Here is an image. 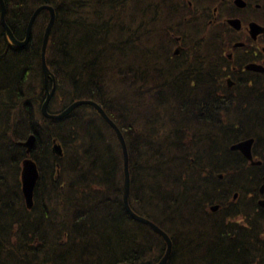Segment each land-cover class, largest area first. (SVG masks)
<instances>
[{
    "label": "trees",
    "instance_id": "1",
    "mask_svg": "<svg viewBox=\"0 0 264 264\" xmlns=\"http://www.w3.org/2000/svg\"><path fill=\"white\" fill-rule=\"evenodd\" d=\"M4 1L6 21L18 39H24L36 8H55L57 20L47 63L58 79V88L50 111L56 113L77 99H91L122 130L132 173L131 206L171 236L174 247L168 264H264L258 224L247 230L227 222L244 215L235 204L226 208L228 214L220 220L207 210L228 199L235 186L227 180L242 173L244 166L235 163L233 169L214 170V166L199 162L200 138L189 127L195 122L189 116L198 108L196 89H141L137 90V101L131 67L123 63L119 68L112 55L111 65L102 66L112 29L118 36L112 43L118 59H127L135 51L131 24L143 2ZM129 4L136 5L133 12L126 9ZM90 7L95 11L89 18ZM48 21V11H42L31 42L23 49L9 42L0 21V153H4L0 158V264H61V251L67 242L75 239L88 246L87 237L98 235H102V252L94 247L83 264H155L166 245L159 235L133 221L124 208L123 155L115 132L91 107H83L60 122L42 117L46 89L40 52ZM152 75L167 82L158 73ZM141 76L150 81L148 74ZM49 87L51 90V83ZM30 133L38 136L32 157L39 165L41 179L35 207L28 211L18 177L25 152L17 142ZM53 138L64 147L63 159L51 153ZM243 139L234 136L229 142ZM14 170L15 185L8 181ZM216 171L225 173L223 181L216 177ZM54 205H60L59 211ZM71 208L74 213L69 217L64 212ZM94 214L100 216V222L92 220Z\"/></svg>",
    "mask_w": 264,
    "mask_h": 264
},
{
    "label": "flooded vegetation",
    "instance_id": "2",
    "mask_svg": "<svg viewBox=\"0 0 264 264\" xmlns=\"http://www.w3.org/2000/svg\"><path fill=\"white\" fill-rule=\"evenodd\" d=\"M133 16L135 51L129 59L120 57L118 67L127 63L134 72L137 101L141 89H196L198 108L189 116L195 119L189 127L200 138L199 162L214 170L244 166L227 180L235 186L228 199L214 203L220 206L217 211L212 210L214 204L207 210L216 215L226 204L247 208L238 224L247 230L258 224L264 261V206L259 204L264 192L247 195L241 205L234 202L255 184L258 191L264 186V0H145ZM154 73L167 82L158 81ZM141 74H148L150 81ZM234 136L245 139L230 143ZM250 138L252 160L232 149ZM212 151L215 154L209 155ZM216 177L223 181L225 173ZM227 207L218 220L226 217Z\"/></svg>",
    "mask_w": 264,
    "mask_h": 264
},
{
    "label": "water",
    "instance_id": "3",
    "mask_svg": "<svg viewBox=\"0 0 264 264\" xmlns=\"http://www.w3.org/2000/svg\"><path fill=\"white\" fill-rule=\"evenodd\" d=\"M0 4H1V12H2V14H1L2 25L5 28L6 33L9 37L10 41L19 48H24L29 44L35 21H36L37 17L40 15V13L42 11H45V10L49 12V22L46 26L44 36H43V42H42L41 62H42V70L44 73L45 85L46 86L48 85L49 80H51L53 83H56L55 82L56 81L55 76L51 73L50 69L47 66V61H46V54H47L50 36L52 33L53 26L55 25V22H56L55 9L51 6H48V5H44V6L37 8L29 20V23L27 26L28 31L26 33L25 39L24 40H18L15 38L11 29L8 27V25L6 23L5 14H6L7 9H6V5H5L4 0H0ZM55 89L56 88L54 87L51 92H49L47 89V97H46L45 102L42 105V114L44 115V117L49 118V119L60 120V119L67 117L70 113H72L76 108L80 107L81 105L82 106L88 105V106H92V107L96 108V111L99 112V114L102 116V118L115 131L117 138L120 142V145L122 147V153H123V161H124V206H125V209H126L127 213L129 214V216L133 220L149 226L155 233H157L158 235H160L164 239V241L166 242V251H165L164 256L161 258V260L157 264H168V262L170 261V259L172 257V250H173V242H172L170 236L164 230H162L158 225L153 223L152 221L136 214L130 206L129 198H130V194H131V174H130V167H129V153H128L127 143H126V140L124 138L122 131L115 124V122L110 119V117L106 114L105 110L100 105H98L97 103H95L93 101H89V100L88 101L87 100L76 101L73 104H71L65 111L60 113L59 115H50L48 112V107H49V103H50L52 97L54 96ZM36 141H37L36 136L31 135L27 138V140H25V142L19 143L20 145H22L26 149V153L28 155V157L26 159H24V161L22 163V172H21V180H22V185H23L22 191H23V195H24L25 201H26V206L28 209H32L34 206V191H35L36 185L40 179V173H39L38 165L31 157H29V155L31 154V152H32V150L36 144ZM253 142H254L253 139H249V140L241 142L237 145H234L232 147V149L236 150V151H240L246 158L251 159L252 158L251 150H252ZM53 151L59 156L63 155L61 147L59 145L55 146ZM263 191H264V186H262V188H261L262 193H263ZM260 204L264 205V201H261ZM217 209H218V206L212 207L213 211H216ZM121 264H131V263H121Z\"/></svg>",
    "mask_w": 264,
    "mask_h": 264
},
{
    "label": "rangeland",
    "instance_id": "4",
    "mask_svg": "<svg viewBox=\"0 0 264 264\" xmlns=\"http://www.w3.org/2000/svg\"><path fill=\"white\" fill-rule=\"evenodd\" d=\"M141 1L145 2V0H141ZM135 6L132 4H129L126 7V9L129 12H133V8ZM90 10L92 11V13L89 15V18L93 15V13L95 11V7H90ZM86 13H88V12H86ZM77 36H78V38L85 39V36H79V35H77ZM109 37H110V41L107 40L108 50L106 52L105 59H103V62H102V66H104V67L111 65L109 63L110 62L109 56L112 55V59H114V60H118V56H119V52L117 51L115 53L116 48L112 44L118 38L116 32L113 29H112V32L110 33ZM128 52H130V48H129ZM121 82H122V79L120 78L119 82H118L120 86H121ZM64 93H66V90ZM101 127H102V125H101ZM106 133H109L107 128H106ZM3 156H4V153L3 152H2V154L0 153V158H2ZM16 180H17V176H16V171L14 170L10 173L8 181L10 184L15 185ZM237 201H238L237 202L238 205H241L242 199L238 198ZM54 207H56V212L59 211L60 205H54ZM64 213L65 214L69 213L70 214L69 217H71L72 213H74V208H71L69 212H64ZM216 214H220V211H218ZM63 219L64 218L60 217V220H63ZM242 219H243V217L238 218V222L239 223L243 222ZM92 220L95 222H100L101 218H100V216L94 214V215H92ZM99 228L100 229H98V232H100V234H101L102 233V227L100 226ZM135 229H137V227H135ZM87 238H88L87 241L89 242L88 246L81 244L79 241H77L75 239H73L71 242H67L65 245V248L61 251V264H83L82 260L89 258L93 254V248L94 247H96L97 252H102V235H98L97 237L88 236Z\"/></svg>",
    "mask_w": 264,
    "mask_h": 264
},
{
    "label": "bare ground",
    "instance_id": "5",
    "mask_svg": "<svg viewBox=\"0 0 264 264\" xmlns=\"http://www.w3.org/2000/svg\"><path fill=\"white\" fill-rule=\"evenodd\" d=\"M41 6H44V5H41ZM41 6H39V7H41ZM48 6H51V5H48ZM39 7H38V8H39ZM51 7H53V6H51ZM53 8H54V7H53ZM36 9H37V8H36ZM36 9H35V10H36ZM54 9H55V8H54ZM34 12H35V11H34ZM34 12H33V13H34ZM55 12H56V11H55ZM6 13H7V11H6ZM48 13H49V12H48ZM1 14H2V12H1ZM32 15H33V14H32ZM32 15H31V16H32ZM30 18H31V17H30ZM5 20H6V14H5ZM56 20H57V13H56ZM0 21H1V16H0ZM48 22H49V21H48ZM6 23H7V21H6ZM28 23H29V22H28ZM1 24H2V22H1ZM55 24H56V22H55ZM7 25H8V23H7ZM27 26H28V25H27ZM54 26H55V25H54ZM54 26H53V28H54ZM2 27H3V25H2ZM8 27L10 28L9 25H8ZM3 28H4V27H3ZM10 29H11V28H10ZM45 29H46V28H45ZM52 30H53V29H52ZM4 31H5V33H6L5 28H4ZM11 31H12V29H11ZM27 31H28V30H27V28H26L25 37H26V33H27ZM44 32H45V31H44ZM12 33H13V31H12ZM32 33H33V30H32ZM13 35H14V33H13ZM6 36H7V38H9L8 35H7V33H6ZM14 36H15V35H14ZM25 37H24V39H25ZM15 38H16V36H15ZM16 39H18V38H16ZM24 39H18V40H24ZM31 39H32V35H31ZM31 39H30V42H31ZM30 42H29V43H30ZM32 159H33V158H32ZM33 160H34V159H33ZM34 161H35V160H34ZM35 162H36V161H35ZM36 163H37V162H36Z\"/></svg>",
    "mask_w": 264,
    "mask_h": 264
}]
</instances>
